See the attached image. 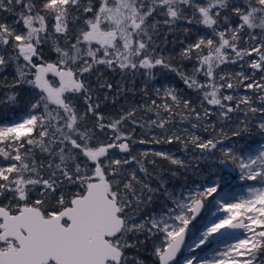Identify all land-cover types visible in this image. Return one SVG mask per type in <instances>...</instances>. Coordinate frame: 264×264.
I'll use <instances>...</instances> for the list:
<instances>
[{"label":"snow or ice","instance_id":"snow-or-ice-1","mask_svg":"<svg viewBox=\"0 0 264 264\" xmlns=\"http://www.w3.org/2000/svg\"><path fill=\"white\" fill-rule=\"evenodd\" d=\"M181 25L196 36L180 50L190 72L157 52L156 37ZM100 66L149 80L173 72L200 110L162 84L145 108L155 119L141 123L133 108L105 122L90 84ZM10 67L13 79L0 80L12 109L0 116V264H143L128 250L148 241L153 264H264V0H0V72ZM137 127L163 139L134 140ZM135 143L180 144L189 159L151 152L176 166L173 178L201 162L219 172L153 186L156 161L133 155ZM237 179L259 186L239 185L237 197Z\"/></svg>","mask_w":264,"mask_h":264},{"label":"trees","instance_id":"trees-1","mask_svg":"<svg viewBox=\"0 0 264 264\" xmlns=\"http://www.w3.org/2000/svg\"><path fill=\"white\" fill-rule=\"evenodd\" d=\"M3 15L8 17V21L11 22L13 17L8 16L7 13H3ZM184 25H181V30L176 32L168 33L167 31H163L159 37H156L158 42L157 52L160 55H163L166 58H171V63L173 66L185 71H191V62L180 57V50L187 43L189 39H195V32L191 33L188 37H185L182 28ZM182 41L184 43H182ZM61 43H63L61 41ZM243 43V42H242ZM45 58L49 60H55L56 53L52 52L48 49V47L44 48ZM102 69L101 73H98L90 78V84L94 92V97L98 98V103L100 104L99 111L106 117L105 122L109 119L116 118L121 115L124 111L129 109L136 110V119L140 120L141 123L144 121H148L150 119H155L154 112H146L145 108L151 105L153 100H158L156 93V86L161 87L162 84L168 83L172 87L178 90V95L182 98L192 100L193 104L197 107L199 111V103L198 97L195 92L191 89L187 88L183 81L175 75L173 72H167L162 69L155 70V79L149 80L146 76H141L139 73L136 76H132L129 74H121L119 71L111 72L107 69H104L103 66H100ZM233 69H237V65L230 66ZM15 74L14 68L5 69L3 72H0V80H4L5 78L10 82L13 79ZM108 83L113 87L111 90L107 88H101L100 84ZM242 90V89H241ZM10 89L0 86V98L5 96L6 92H9ZM107 96V99H105ZM115 101V102H113ZM159 102V101H158ZM81 104V109L83 110V101H79ZM244 107V106H242ZM12 111L11 108L6 107L3 104H0V116ZM177 111H180L177 109ZM163 116L167 117L168 113H162ZM234 116L237 114H233ZM239 117L241 119L244 118L243 113H239ZM176 121L180 120L179 116L174 118ZM212 122H217L216 117L213 116L211 118ZM234 121H229L228 124L231 126ZM90 126V125H89ZM181 129L187 128L189 132H195L199 136L203 138H208L211 135H214L211 130L204 131L203 129H191L190 124L177 125ZM222 126L221 123L217 122V131H219V127ZM167 127L171 128L172 125H168ZM124 132L131 131V128L125 124L122 127ZM225 131H228V128H225ZM144 133H148V135H143ZM156 135L160 139H163V130L156 128H144L141 129L139 127L136 128L135 133L133 134V139H150L151 135ZM183 136H187V133L182 132ZM258 135H253L252 139L248 141V143H252L256 140ZM101 138H103L101 136ZM239 139V138H237ZM156 147V149H168L174 152L177 155H180L184 159H189V156H186L182 151V146L178 143L173 144H165V143H135L132 145L133 147V155H136L140 159H145L140 156L139 147ZM138 149V150H137ZM147 160H155L156 164H148V168L150 171L154 173L155 179L152 181L153 186L159 181L160 177H163L166 181L168 187H177L183 183V181L187 182H196L198 180L197 176L202 172L206 174H211L214 171H219V169L211 168L207 162H201L200 167L197 168L199 171L193 172L189 169L185 172L183 169H180L179 172L181 175L177 178H173L170 170H175L176 166L171 165L168 161L163 160L159 157H155L149 153V156L146 158ZM196 169V170H197ZM164 197L158 196L157 199L153 201V204L147 209V212L158 211L162 204L164 203ZM143 237H141L142 239ZM152 243L151 241L146 242L143 245L139 246V250L129 249L128 254L130 256H137L140 260L143 261V264H153L154 257L151 255Z\"/></svg>","mask_w":264,"mask_h":264},{"label":"rangeland","instance_id":"rangeland-1","mask_svg":"<svg viewBox=\"0 0 264 264\" xmlns=\"http://www.w3.org/2000/svg\"><path fill=\"white\" fill-rule=\"evenodd\" d=\"M237 70H239L238 69V67H237ZM259 75V74H258ZM166 85H169L168 83H165ZM169 86H171V85H169ZM156 88H159V86H156ZM241 91V94L243 95L244 94V90L242 89V90H240ZM249 95L251 94V92L249 91V93H248ZM256 103H257V105H259V101H256ZM261 139V137L258 135V137L256 138V140L255 141H253L252 143H255L256 141H259ZM138 150V149H137ZM161 150H164V151H170L171 153H173L174 155H176L174 152H172L171 150H168V149H156V147H154V146H152V147H145V146H140L139 147V151H140V153L141 152H143V151H148L149 153H151L152 151H161ZM177 157H181L180 155H177ZM182 158V157H181ZM196 171H199V169H197ZM214 172H219V171H214ZM210 175H212V173L211 174H206L205 172H202L200 175H198L197 176V178H198V180L196 181V182H187V181H183V183L181 184V185H184V184H189V185H192V184H195V185H200V184H203V183H205L206 182V179L210 176ZM166 182V181H165ZM245 183H247V184H253V185H256V186H259L258 184H257V182H255V181H248V182H243V181H240V180H235V181H233V185L234 186H237V187H235V189H234V194L237 196V197H239V196H243V195H246V191L245 190H243L242 188H240V187H238L239 185H242V184H245ZM181 185H179V186H177V187H180ZM173 187H169V189H172ZM215 210V209H214ZM219 215H224V213L223 212H219L218 213ZM202 215H205V213H202ZM199 219V218H198ZM221 247H223V246H221ZM185 254H187V253H185ZM201 255H204L203 253H201ZM208 255V258H211V253H208L207 254ZM262 259H264V257H261Z\"/></svg>","mask_w":264,"mask_h":264}]
</instances>
